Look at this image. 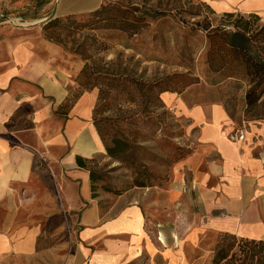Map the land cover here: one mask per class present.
I'll return each instance as SVG.
<instances>
[{"label":"crops","instance_id":"crops-1","mask_svg":"<svg viewBox=\"0 0 264 264\" xmlns=\"http://www.w3.org/2000/svg\"><path fill=\"white\" fill-rule=\"evenodd\" d=\"M203 2L214 12L224 11V15H233L235 9L243 14L264 13V0ZM104 3L0 0V264L8 263L10 255L13 264L16 255L18 261L36 263L42 254L68 248L67 241L55 242L64 233L60 206L81 212L93 199L88 166L105 151L94 123L99 92H82L73 98L74 77L82 63L49 40L44 27L53 18L97 13ZM158 23L147 33V62L162 65L179 57L180 44L175 36L160 33L155 27ZM220 76L219 92L190 86L163 90L160 100L201 128L194 159L197 168L202 157L208 164L205 173L195 168L204 208L196 222L204 230L251 239L249 233L264 227V120L251 122L246 118V95L252 87L248 77L224 76L221 72ZM234 86L240 104L237 108L229 99ZM206 125L222 126L226 139L205 135ZM241 132L244 139L238 138ZM232 133L238 137L232 139ZM181 188L180 184L172 187L173 199L179 198ZM135 207L140 209L145 232L140 241H135L134 231L115 229ZM79 220L76 235L80 233L83 247L74 252L82 257L79 264H128L149 251L153 254L150 246L165 249L158 238L164 230L159 226L156 233L149 234L145 213L137 205L104 218L97 209H89ZM190 225L191 229L195 226ZM189 233L190 238L198 234ZM116 235L127 236L128 242L111 238ZM106 236L110 238L105 249L90 248V242ZM252 240H264V235Z\"/></svg>","mask_w":264,"mask_h":264},{"label":"rangeland","instance_id":"rangeland-1","mask_svg":"<svg viewBox=\"0 0 264 264\" xmlns=\"http://www.w3.org/2000/svg\"><path fill=\"white\" fill-rule=\"evenodd\" d=\"M203 1L105 0L97 13L47 22L46 37L59 45L65 55L82 63L74 77L73 98L97 90L94 122L102 141L106 139L111 145L115 139L122 140L127 147L112 157L104 142L105 151L88 166L96 177L91 187V204L81 212L60 206L64 233L55 242L67 241L68 248L57 254H42L36 263L18 261L16 255V264H79L82 257L74 252L83 247L80 233L76 235L82 214L95 208L104 218L132 205L145 213L149 234L156 233L159 226L164 230L158 238L163 237L166 243L165 249H153V254L149 251L128 264H161L157 257L162 264H258L259 258H264V251L258 254L260 248L254 245L258 240L204 230L196 222V216L204 209L202 191L196 186L194 159L200 147L201 128L160 100L162 90L179 91L190 86L219 92L218 69L222 64L224 76H244L247 68L242 57L226 43L228 33L239 34L237 25L249 23L251 36L256 35L251 51L253 55H264V13L243 14L235 9L230 17L224 11L214 12ZM156 21L160 33L175 36L180 44L179 57L174 61L167 59L162 65L147 62V33ZM248 80L255 85L251 77ZM263 89L264 83L258 92ZM237 97L234 86L229 95L234 108L240 105ZM233 114L239 120L236 111ZM205 159L200 158L198 163L201 173L207 171ZM179 184L182 192L173 199L172 187ZM190 223L195 225L193 229ZM190 230L198 233L196 237L190 238ZM109 238L90 242V248L105 249ZM111 238L128 242L124 235ZM178 238L180 244L176 242ZM220 251L228 256L215 260ZM9 258L6 264H13L12 255Z\"/></svg>","mask_w":264,"mask_h":264},{"label":"trees","instance_id":"trees-1","mask_svg":"<svg viewBox=\"0 0 264 264\" xmlns=\"http://www.w3.org/2000/svg\"><path fill=\"white\" fill-rule=\"evenodd\" d=\"M228 16H233L232 14ZM68 18V17H66ZM55 20V21H53ZM58 18H53L48 23L51 24L53 22H56ZM239 21H243L242 18H240ZM245 22V21H244ZM246 24L243 25H237L239 28L238 31L239 34H227L226 43L231 49V51L235 52L239 56L242 57L244 64L246 65L247 72L246 76L248 78H252V82L255 83L254 86L251 87V89L248 91L246 95V101L248 108L246 110V118L247 120L253 121V120H264V89L261 92H258V89L263 85L264 83V55H259L258 53H255L253 55V51H251L252 42L255 36H251L252 28H250V25L248 22H245ZM260 32H258L259 34ZM223 69V64L218 69L220 72ZM234 77V76H230ZM163 91V90H162ZM95 123V122H94ZM100 130V129H99ZM103 142V141H102ZM104 142L106 143L107 152L112 157H117L121 153H123L126 150L127 144L122 140H113L112 144L109 145L104 139ZM103 142V144H104ZM105 146V144H104ZM91 179L92 182L96 180V177L91 172ZM144 186V185H140ZM256 241V240H255ZM255 246H258L260 248V251H258V254L263 253L264 251V240H258L254 243ZM232 247V245H230ZM220 251L218 253L217 257L221 256V259H224L228 256V253H224L221 255ZM215 264H218L217 261H215ZM258 264H264V258L260 257L258 260Z\"/></svg>","mask_w":264,"mask_h":264},{"label":"bare ground","instance_id":"bare-ground-1","mask_svg":"<svg viewBox=\"0 0 264 264\" xmlns=\"http://www.w3.org/2000/svg\"><path fill=\"white\" fill-rule=\"evenodd\" d=\"M223 127L220 125H206L204 127V133L205 135L209 136L213 139H219L224 140L226 139L224 133L222 132ZM102 151L103 146H102ZM126 217L123 218L121 221V225L116 227V230L121 231H134L137 233V238H135V241H140V238H142L145 235V232L143 230V219L141 218L140 209L135 207L132 211H127ZM264 235V227L261 225V228L258 230V232H252L249 233L248 236H250L251 239L258 238L260 239ZM161 241L165 244L166 241H164L163 237H161ZM176 242L180 244L179 238L176 239ZM150 248L153 250L154 248L150 246Z\"/></svg>","mask_w":264,"mask_h":264},{"label":"built area","instance_id":"built-area-1","mask_svg":"<svg viewBox=\"0 0 264 264\" xmlns=\"http://www.w3.org/2000/svg\"><path fill=\"white\" fill-rule=\"evenodd\" d=\"M230 137L232 138V139H235L236 137H238V135H236V133H232L231 135H230ZM238 138H240V139H244L245 138V133H240L239 134V137Z\"/></svg>","mask_w":264,"mask_h":264},{"label":"water","instance_id":"water-1","mask_svg":"<svg viewBox=\"0 0 264 264\" xmlns=\"http://www.w3.org/2000/svg\"><path fill=\"white\" fill-rule=\"evenodd\" d=\"M53 17H54V15H53V16H51V18H53ZM51 18H50V19H51Z\"/></svg>","mask_w":264,"mask_h":264}]
</instances>
